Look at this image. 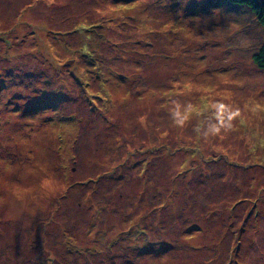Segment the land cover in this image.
Segmentation results:
<instances>
[{
  "label": "rangeland",
  "instance_id": "rangeland-1",
  "mask_svg": "<svg viewBox=\"0 0 264 264\" xmlns=\"http://www.w3.org/2000/svg\"><path fill=\"white\" fill-rule=\"evenodd\" d=\"M263 45L224 0H0V264H264Z\"/></svg>",
  "mask_w": 264,
  "mask_h": 264
},
{
  "label": "trees",
  "instance_id": "trees-1",
  "mask_svg": "<svg viewBox=\"0 0 264 264\" xmlns=\"http://www.w3.org/2000/svg\"><path fill=\"white\" fill-rule=\"evenodd\" d=\"M232 5L247 6L255 15L257 21L264 27V0H224ZM254 63L259 68L264 70V45L254 56Z\"/></svg>",
  "mask_w": 264,
  "mask_h": 264
}]
</instances>
